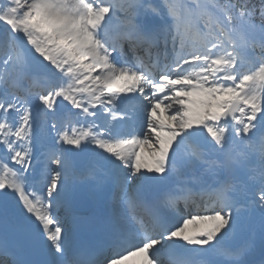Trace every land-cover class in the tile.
Masks as SVG:
<instances>
[{
	"label": "snow or ice",
	"instance_id": "obj_1",
	"mask_svg": "<svg viewBox=\"0 0 264 264\" xmlns=\"http://www.w3.org/2000/svg\"><path fill=\"white\" fill-rule=\"evenodd\" d=\"M130 257L264 264V0H0V264Z\"/></svg>",
	"mask_w": 264,
	"mask_h": 264
},
{
	"label": "bare ground",
	"instance_id": "obj_2",
	"mask_svg": "<svg viewBox=\"0 0 264 264\" xmlns=\"http://www.w3.org/2000/svg\"><path fill=\"white\" fill-rule=\"evenodd\" d=\"M33 188H36V190L39 191L38 185H35L34 182L30 180L29 181V190L31 191ZM92 205L94 207V201L93 200H92ZM229 242L231 243V242H235V241H229ZM258 254H259V251L257 250L256 255H258ZM139 260H140V257H130L127 261L124 262V264H139Z\"/></svg>",
	"mask_w": 264,
	"mask_h": 264
},
{
	"label": "trees",
	"instance_id": "obj_3",
	"mask_svg": "<svg viewBox=\"0 0 264 264\" xmlns=\"http://www.w3.org/2000/svg\"><path fill=\"white\" fill-rule=\"evenodd\" d=\"M250 3L258 5L259 4V0H250Z\"/></svg>",
	"mask_w": 264,
	"mask_h": 264
},
{
	"label": "rangeland",
	"instance_id": "obj_4",
	"mask_svg": "<svg viewBox=\"0 0 264 264\" xmlns=\"http://www.w3.org/2000/svg\"><path fill=\"white\" fill-rule=\"evenodd\" d=\"M69 131L71 130L69 129ZM195 227H196L195 225H189V231L191 232Z\"/></svg>",
	"mask_w": 264,
	"mask_h": 264
}]
</instances>
